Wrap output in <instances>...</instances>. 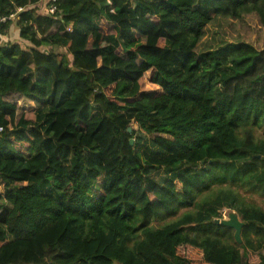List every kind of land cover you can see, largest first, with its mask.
Masks as SVG:
<instances>
[{
	"label": "trees",
	"instance_id": "16d2710c",
	"mask_svg": "<svg viewBox=\"0 0 264 264\" xmlns=\"http://www.w3.org/2000/svg\"><path fill=\"white\" fill-rule=\"evenodd\" d=\"M39 1L0 0V264H264V48L196 50L264 0Z\"/></svg>",
	"mask_w": 264,
	"mask_h": 264
},
{
	"label": "rangeland",
	"instance_id": "374dc122",
	"mask_svg": "<svg viewBox=\"0 0 264 264\" xmlns=\"http://www.w3.org/2000/svg\"><path fill=\"white\" fill-rule=\"evenodd\" d=\"M47 0H43V5L41 7V12L45 13L44 7L47 6ZM46 8V7H45ZM103 29L108 28L107 24H102ZM1 38V37H0ZM17 39V28L15 23L11 29L8 31L6 38L4 37L3 40L0 39L2 43H12ZM248 42L253 43L257 49L264 48V30L259 26L258 19L255 15H248L242 17L240 20H233L226 17H215L212 22L208 24L205 29L203 38L201 39L199 45L197 46V51H205L209 49H215L225 42ZM27 46H23L25 48ZM143 90L146 92H153L159 93L160 90L158 87L145 82L143 86ZM10 101L16 102L18 105V116L25 112H33L37 109V106L29 101L24 100V98H20L17 96H11L9 98ZM133 129L137 131V135H142L141 132L138 130L136 125H132ZM140 147L146 148L150 151L153 148L143 139L140 141ZM179 187V185H178ZM255 202L263 205L262 199L258 197H254ZM232 210L230 209H223L221 213V219L227 220V215ZM234 212V211H232ZM235 213V212H234ZM173 218V217H171Z\"/></svg>",
	"mask_w": 264,
	"mask_h": 264
},
{
	"label": "water",
	"instance_id": "95a60500",
	"mask_svg": "<svg viewBox=\"0 0 264 264\" xmlns=\"http://www.w3.org/2000/svg\"><path fill=\"white\" fill-rule=\"evenodd\" d=\"M128 133L132 131V128H127ZM130 144H133V139L130 140ZM256 158H260V156H256ZM222 213V211H221ZM215 224H221L225 227L232 228L234 230L233 238L235 242L241 244V230L243 227V223L238 219L237 215L234 212H229L227 215V220H215Z\"/></svg>",
	"mask_w": 264,
	"mask_h": 264
},
{
	"label": "built area",
	"instance_id": "2783aa9c",
	"mask_svg": "<svg viewBox=\"0 0 264 264\" xmlns=\"http://www.w3.org/2000/svg\"><path fill=\"white\" fill-rule=\"evenodd\" d=\"M49 1H54V0H49ZM20 10L21 9H18V11H20ZM54 11H55V7L52 6V5L46 7V9H45V13L52 14V13H54ZM14 19H15V15L14 14L13 15H10L9 17H0V27H1V25L5 24L7 21L14 20ZM0 131H1V128H0Z\"/></svg>",
	"mask_w": 264,
	"mask_h": 264
},
{
	"label": "crops",
	"instance_id": "0c3cea01",
	"mask_svg": "<svg viewBox=\"0 0 264 264\" xmlns=\"http://www.w3.org/2000/svg\"><path fill=\"white\" fill-rule=\"evenodd\" d=\"M47 1H49V0H47ZM42 5H43V0H40L39 1V3H38V6L39 7H42ZM45 7H47V6H45ZM44 7V9H46ZM13 25V24H12ZM12 25H11V27H12ZM11 29V28H10ZM6 36H7V34L6 35H1V38L0 39H2L3 40V38L5 37L6 38ZM12 43H18V44H20L21 45V47H23V46H28V45H26L25 43H24V41H20V39L18 38V31H17V39L15 40V41H13Z\"/></svg>",
	"mask_w": 264,
	"mask_h": 264
}]
</instances>
